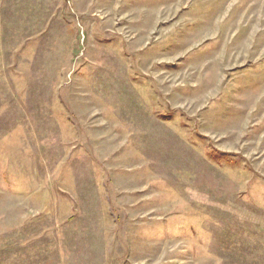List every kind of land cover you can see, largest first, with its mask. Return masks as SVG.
<instances>
[{
  "label": "rangeland",
  "instance_id": "obj_1",
  "mask_svg": "<svg viewBox=\"0 0 264 264\" xmlns=\"http://www.w3.org/2000/svg\"><path fill=\"white\" fill-rule=\"evenodd\" d=\"M0 264H264V0H0Z\"/></svg>",
  "mask_w": 264,
  "mask_h": 264
}]
</instances>
